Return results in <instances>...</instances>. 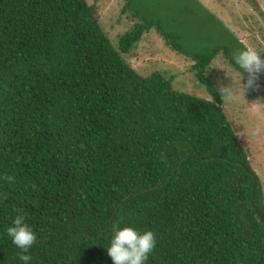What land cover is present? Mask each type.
I'll list each match as a JSON object with an SVG mask.
<instances>
[{
    "label": "trees",
    "instance_id": "obj_1",
    "mask_svg": "<svg viewBox=\"0 0 264 264\" xmlns=\"http://www.w3.org/2000/svg\"><path fill=\"white\" fill-rule=\"evenodd\" d=\"M189 3L213 38L194 50L141 11L116 49L97 4L0 0V264H18L6 234L18 210L38 236L33 264H113L106 230L121 216L156 234L147 264H264L263 184L205 75L222 54L237 71L246 47ZM151 31L213 101L125 60Z\"/></svg>",
    "mask_w": 264,
    "mask_h": 264
},
{
    "label": "rangeland",
    "instance_id": "obj_2",
    "mask_svg": "<svg viewBox=\"0 0 264 264\" xmlns=\"http://www.w3.org/2000/svg\"><path fill=\"white\" fill-rule=\"evenodd\" d=\"M87 1L102 9L101 24L116 49L119 48L121 38L137 23L142 22L136 16L137 11L166 20L169 30L185 33L183 35L188 33L187 37L192 43L188 42V46L193 50L213 40L206 32L209 30L210 16L201 12L198 18L199 7L190 4V0H132L133 7L131 0ZM198 1L203 4V8L221 19L246 48L251 47L264 54V0H257L259 10L252 7L247 0ZM167 10L170 11L169 14ZM124 58L142 76L160 72L172 81L176 91L213 101L207 87L198 79L197 72L192 70L194 63L167 47L155 31L147 33ZM205 75L221 94L224 111L247 150L252 167L264 188V71L258 74L253 86L245 87L238 98L234 99L223 98L220 90L222 87L239 85L241 77L223 54L214 60ZM248 78V75L243 77L244 85Z\"/></svg>",
    "mask_w": 264,
    "mask_h": 264
},
{
    "label": "clouds",
    "instance_id": "obj_3",
    "mask_svg": "<svg viewBox=\"0 0 264 264\" xmlns=\"http://www.w3.org/2000/svg\"><path fill=\"white\" fill-rule=\"evenodd\" d=\"M257 50L248 47L234 54L233 60L241 79L239 85L231 88H221L223 98H238L241 90L253 86L259 73L264 71V58ZM245 74L247 84L242 83ZM120 220L114 221L107 231V255L113 264H147L149 256L157 246V236L151 230H139L131 226H121ZM101 229V232H104ZM11 243L19 250L18 264H33L31 249L37 242V233L27 222L25 214L18 210L6 230Z\"/></svg>",
    "mask_w": 264,
    "mask_h": 264
},
{
    "label": "water",
    "instance_id": "obj_4",
    "mask_svg": "<svg viewBox=\"0 0 264 264\" xmlns=\"http://www.w3.org/2000/svg\"><path fill=\"white\" fill-rule=\"evenodd\" d=\"M257 218L258 220L262 221V218L259 215H257Z\"/></svg>",
    "mask_w": 264,
    "mask_h": 264
}]
</instances>
